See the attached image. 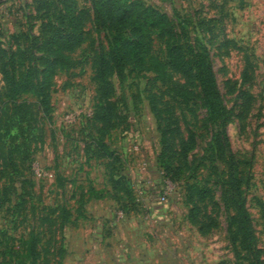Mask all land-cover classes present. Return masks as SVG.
<instances>
[{"label":"rangeland","instance_id":"obj_1","mask_svg":"<svg viewBox=\"0 0 264 264\" xmlns=\"http://www.w3.org/2000/svg\"><path fill=\"white\" fill-rule=\"evenodd\" d=\"M73 1L84 43L53 76L45 111L34 95L13 96L5 72L41 79L68 0H0V264L238 263L229 170L212 152L192 66L201 46L230 113L225 133L264 264V0H141L171 26L152 35L154 66L112 77L107 102L95 66L108 37L91 1ZM168 46L182 48L179 67L169 65ZM163 161L177 170L172 182ZM242 255L256 264L254 252Z\"/></svg>","mask_w":264,"mask_h":264},{"label":"trees","instance_id":"obj_2","mask_svg":"<svg viewBox=\"0 0 264 264\" xmlns=\"http://www.w3.org/2000/svg\"><path fill=\"white\" fill-rule=\"evenodd\" d=\"M95 24L108 37V52L99 56L96 61V81L99 87L101 100L107 102L114 92L111 79L116 76L121 81L129 67L150 69L155 64L151 57L152 35L168 33L171 22L167 16L157 9L147 6L141 0H90ZM84 43L83 20L77 12L73 0H68L60 14L57 26H52L49 38L46 41L49 59L44 65L41 79L37 82L32 75L19 80L15 75L5 72L8 79L9 92L13 96L34 95L45 111L50 108V88L52 78L58 70H65L72 65V55ZM169 65L179 67L184 60L182 48L168 46ZM195 79L201 89L204 105L208 112V120L213 128L212 152L223 160L229 170L226 182L227 192L234 204L235 215L229 219L228 231L237 264L243 263L244 252H254L255 263L262 264L257 255L255 238L253 235L250 217L246 208V200L238 172V162L231 153L229 140L225 133V125L230 113L226 110L210 54L205 46H201L199 53L192 58ZM101 120L105 126L112 121V113L103 112ZM113 128V125H109ZM164 144H168L166 135H163ZM194 147L184 144V152ZM165 147L163 157L166 156ZM161 173L169 181H174L177 170L171 171L168 161H163ZM172 170V169H171ZM130 190L129 185L126 186ZM199 196L204 199L207 190H198Z\"/></svg>","mask_w":264,"mask_h":264},{"label":"built area","instance_id":"obj_3","mask_svg":"<svg viewBox=\"0 0 264 264\" xmlns=\"http://www.w3.org/2000/svg\"><path fill=\"white\" fill-rule=\"evenodd\" d=\"M166 198H167V195H165L162 199H163V201H165L166 200Z\"/></svg>","mask_w":264,"mask_h":264}]
</instances>
